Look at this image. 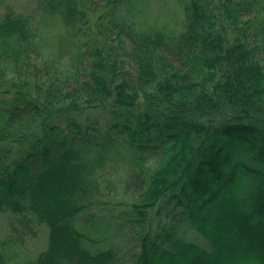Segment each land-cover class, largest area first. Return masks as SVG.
Segmentation results:
<instances>
[{"label":"trees","instance_id":"16d2710c","mask_svg":"<svg viewBox=\"0 0 264 264\" xmlns=\"http://www.w3.org/2000/svg\"><path fill=\"white\" fill-rule=\"evenodd\" d=\"M128 1L37 0L83 36L71 65L38 63L31 15L0 18V264H121L80 230L118 196L129 264H264V0H179L177 34L120 19Z\"/></svg>","mask_w":264,"mask_h":264},{"label":"rangeland","instance_id":"374dc122","mask_svg":"<svg viewBox=\"0 0 264 264\" xmlns=\"http://www.w3.org/2000/svg\"><path fill=\"white\" fill-rule=\"evenodd\" d=\"M7 11H12L15 14L31 15L34 26L43 37L42 57L38 63L46 59L58 60L59 63L68 65L76 62L83 36L66 29L59 18H45L37 9V0H0V18ZM118 15L120 19L130 20L134 23V27L138 31L161 30L177 34L183 23V7L179 0H130L119 6ZM97 16L98 13L90 14L91 26L85 29L86 32H92ZM109 201L110 204L105 207H98L86 213V215L95 214L96 217L92 227L91 222H86L80 229L90 240L84 245L90 251L95 252L106 248L109 242L105 238L110 237L112 244H118L122 249L121 264H129L128 255L136 252L138 246L130 242L125 231L117 228L118 217L124 211L122 206L117 205V203L122 202V198L118 196L110 198ZM152 215L153 211H151ZM13 219L14 216L8 212L0 213V240L6 238L8 225ZM79 221L82 222V219L77 222ZM101 225H104V227L100 233L91 231V229L95 230L97 226ZM35 232L34 236L25 237L24 244L14 247L18 262L34 260L41 251L45 250L48 228L45 225H37ZM180 235L186 241L208 248L207 242L194 231L181 230Z\"/></svg>","mask_w":264,"mask_h":264}]
</instances>
